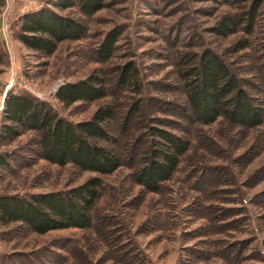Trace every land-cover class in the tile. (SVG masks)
<instances>
[{
    "label": "rangeland",
    "instance_id": "1",
    "mask_svg": "<svg viewBox=\"0 0 264 264\" xmlns=\"http://www.w3.org/2000/svg\"><path fill=\"white\" fill-rule=\"evenodd\" d=\"M48 1L0 0V120L10 90L47 102L72 122L109 103L111 145L121 165L102 176L90 228L39 234L20 223L1 226L0 264H264V122L245 128L223 119L194 121L176 69L184 57L209 48L264 102V0H257L250 32L244 22L226 34L215 31L219 21L241 17L255 0H105L89 16L74 7L60 12L80 18L84 36L45 54L27 48L17 32L19 17ZM109 31L117 34L114 53L97 61L93 50ZM127 62L138 71L135 83L119 82ZM91 72L105 79V97L67 106L55 98L61 84ZM152 126L189 142L158 192L131 177L153 139ZM0 153L8 163L0 167V193L60 190L96 175L41 159L30 131L0 141Z\"/></svg>",
    "mask_w": 264,
    "mask_h": 264
},
{
    "label": "trees",
    "instance_id": "2",
    "mask_svg": "<svg viewBox=\"0 0 264 264\" xmlns=\"http://www.w3.org/2000/svg\"><path fill=\"white\" fill-rule=\"evenodd\" d=\"M105 0H49L48 4L27 11L19 17L18 40L27 48L50 54L59 43L79 40L86 26L80 18L60 11L76 7L89 16L104 7ZM259 3L255 0L241 17H223L214 28L217 33L233 32L246 22L252 30ZM117 34L109 31L94 48L97 61L109 59L115 50ZM247 46L246 41L239 42ZM187 110L192 119L211 124L218 119L256 128L264 122V102L245 89L229 64L216 52L205 48L177 64ZM138 71L132 62L119 67L120 83H135ZM105 79L91 72L75 81L61 84L55 98L64 105L78 101L92 102L105 97ZM135 103L128 111L126 123L138 109ZM115 115L113 105H98L92 114L72 122L60 116L47 102L23 92L8 91L1 107L0 141H9L23 131L35 134L38 156L53 164L72 166L92 175L80 184L60 190L29 194L0 193V227L11 223L25 225L39 234L56 229L92 226V211L100 196L103 175L121 165V158L112 144L109 130ZM153 139L131 172L132 180L143 190L158 192L161 185L176 171L182 155L189 147L188 139L168 130L151 127ZM5 153H0V167L7 166Z\"/></svg>",
    "mask_w": 264,
    "mask_h": 264
}]
</instances>
